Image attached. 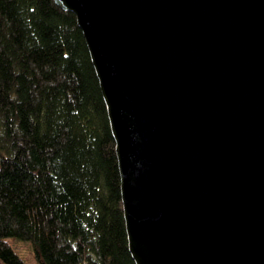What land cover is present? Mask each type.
Segmentation results:
<instances>
[{
    "label": "water",
    "instance_id": "water-1",
    "mask_svg": "<svg viewBox=\"0 0 264 264\" xmlns=\"http://www.w3.org/2000/svg\"><path fill=\"white\" fill-rule=\"evenodd\" d=\"M108 107L137 264H264V0H55Z\"/></svg>",
    "mask_w": 264,
    "mask_h": 264
},
{
    "label": "trees",
    "instance_id": "trees-1",
    "mask_svg": "<svg viewBox=\"0 0 264 264\" xmlns=\"http://www.w3.org/2000/svg\"><path fill=\"white\" fill-rule=\"evenodd\" d=\"M137 264L117 144L75 14L0 0V264Z\"/></svg>",
    "mask_w": 264,
    "mask_h": 264
},
{
    "label": "rangeland",
    "instance_id": "rangeland-1",
    "mask_svg": "<svg viewBox=\"0 0 264 264\" xmlns=\"http://www.w3.org/2000/svg\"><path fill=\"white\" fill-rule=\"evenodd\" d=\"M15 247V251L22 258L25 264H39L34 246L30 242L20 241L18 239H9Z\"/></svg>",
    "mask_w": 264,
    "mask_h": 264
}]
</instances>
